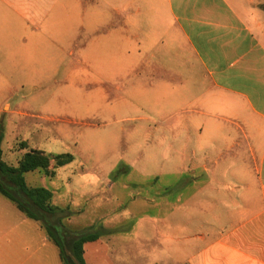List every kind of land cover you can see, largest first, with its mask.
Instances as JSON below:
<instances>
[{
  "label": "crops",
  "instance_id": "0c3cea01",
  "mask_svg": "<svg viewBox=\"0 0 264 264\" xmlns=\"http://www.w3.org/2000/svg\"><path fill=\"white\" fill-rule=\"evenodd\" d=\"M93 3L0 0V85L40 61L43 47L56 42L57 22H67L72 39L85 28H106L88 45V69H99L101 86L132 85L115 109L148 112L143 94L161 101L165 132L180 134L179 154L191 160L177 206L169 195L152 194L174 219L164 222L163 255L145 245L152 226L139 221L126 236L85 243L86 264H264V0ZM3 213L0 208V264L60 260L38 221L13 222ZM173 228L180 237L170 235Z\"/></svg>",
  "mask_w": 264,
  "mask_h": 264
},
{
  "label": "rangeland",
  "instance_id": "374dc122",
  "mask_svg": "<svg viewBox=\"0 0 264 264\" xmlns=\"http://www.w3.org/2000/svg\"><path fill=\"white\" fill-rule=\"evenodd\" d=\"M88 1L94 4V0ZM52 28L56 42L51 48L43 47L40 61L27 64L25 75L21 73L20 77L10 78L8 84L0 85L3 160L16 166L24 152L32 149L44 151L50 157H74L72 163L56 169L53 178L38 172L26 175L30 187H45L53 192L52 204L60 211L39 215L44 224L53 226L58 236L64 238L69 250L75 239L72 232H91L108 238L124 232L126 236V232H131L129 227L141 221L152 226V231L144 232L150 239L145 245L153 249V254L163 255L164 222L174 219L171 213H164L163 200L152 194L169 195L171 206H177L174 196L182 181L189 178L190 154H179L180 134L165 132L167 117L159 108L162 102L153 96L141 95L140 102L149 108L148 112L114 108L120 103L119 98H126L132 85L112 82L101 86L99 69L89 70L84 61L89 43L106 28L92 29L91 33L86 28L79 30L74 32V39L65 21ZM52 28L43 32H51ZM91 48V54L97 55L94 46ZM117 85L122 88L120 92ZM102 88L108 100L103 98ZM174 121L178 123V118ZM174 142L175 147L170 148L169 144ZM23 143L26 150H21ZM0 181L15 196L27 201L1 174ZM0 208L4 215L16 219L13 222L26 220L34 225L1 196ZM210 216L208 213L204 218ZM174 217L177 222L178 213ZM42 228L43 236L49 238L45 227ZM170 235L180 237L174 228ZM130 245L131 241L125 249ZM46 246L52 248L53 255L59 250L52 240ZM52 264L62 263L55 255Z\"/></svg>",
  "mask_w": 264,
  "mask_h": 264
},
{
  "label": "trees",
  "instance_id": "16d2710c",
  "mask_svg": "<svg viewBox=\"0 0 264 264\" xmlns=\"http://www.w3.org/2000/svg\"><path fill=\"white\" fill-rule=\"evenodd\" d=\"M20 147L21 150H26L27 145L23 143ZM73 161L74 157L69 154L50 157L44 151L32 149L25 152L16 166H12L3 160V151L0 149L1 176L7 178L27 201H22L15 196L10 188L5 186L2 181H0V194L11 201L26 217L41 222L48 233L49 239L58 247L62 264H86L84 259V244L97 240L99 237L98 234L91 232H72L75 239L72 241L71 250H69L64 242V238L58 236L53 226L44 224L39 215V212L55 215L57 210L60 211V209L51 203L53 198L52 191L45 187H30L25 179L26 174L34 172L43 173L46 177L53 178L55 177L56 169L62 168ZM52 162H54L53 168ZM62 229L67 231L63 227Z\"/></svg>",
  "mask_w": 264,
  "mask_h": 264
}]
</instances>
